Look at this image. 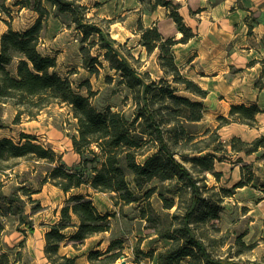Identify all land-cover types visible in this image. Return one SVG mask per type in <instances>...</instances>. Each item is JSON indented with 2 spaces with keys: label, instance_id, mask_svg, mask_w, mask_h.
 Returning a JSON list of instances; mask_svg holds the SVG:
<instances>
[{
  "label": "trees",
  "instance_id": "1",
  "mask_svg": "<svg viewBox=\"0 0 264 264\" xmlns=\"http://www.w3.org/2000/svg\"><path fill=\"white\" fill-rule=\"evenodd\" d=\"M9 1L14 5L38 13L40 16L36 23L26 31H14L13 28L3 34L0 44V105L11 104L17 110L15 123H20L23 115L35 119L40 111L51 104H66L71 107L74 118L77 120L78 135L72 137L76 152L83 158L79 169L66 167L61 157L52 149L34 143L37 138L22 133L20 143L11 138L0 139V165L11 160L30 158L34 161H45L50 166L43 183H52L65 194L87 187L85 194L78 193L70 196L61 210L60 222L50 225L46 233V253L52 264H76V257L60 253L61 245L72 244L75 248L83 245L87 239L97 234L109 231L111 214H103L94 203V193H117L119 199L129 205L140 200V196L131 189L128 176L134 177L133 183L137 189H142L158 179L162 182L178 179L191 194L190 204L173 215L179 224L173 223V229L168 233H157V236L167 240L170 244L158 254L157 264H258L256 262H236L226 260L214 255L210 246L201 238L195 225L219 218L221 206L225 197L232 191L246 186H260L264 193V182H256L257 174L250 165L242 166V178L232 189L223 188L215 200L205 194L204 187L196 178L198 174L212 173L216 177V162L221 160L219 153L228 152L231 147L234 154L247 155L264 151V136L248 143L239 137H233L227 146L221 138L219 130L231 123H243L249 126L257 124V115L262 112L258 106L235 105L230 110L229 117L220 116L219 121L224 122L217 128L207 127L201 134V143L204 147H196L192 153L184 154L177 151L181 141L192 142L199 135L187 133L186 123H199L206 113V106L200 99L207 97V91L202 89L193 80L186 77L178 66L173 51L177 43L173 38L165 39L157 27L145 28L139 24L143 45L149 53L156 49L161 50L160 66L170 80L148 81L135 67L119 57L114 48V40L109 33L86 18V9L71 0H0V10L10 12L6 8ZM159 4L169 6L170 2L158 0ZM45 4L51 5L60 13H70L76 28L82 33L83 41H90L96 35L89 47H82L83 64L91 74L99 73L98 66L103 62L100 56H92L91 48L102 44L106 50L103 54L105 60L111 63V68L121 72V82L126 85L136 99V112L129 118L122 111H113L110 107L100 110L91 102V95L84 96L77 92L68 78L59 75L55 68L57 59L44 56L38 50L44 32V20L48 19L51 10ZM172 17L178 29L184 33L181 42L188 41L192 32L177 12ZM45 18V19H44ZM16 58H19L15 71L8 69ZM180 87L197 97L179 95ZM90 91V89H88ZM91 93V92H90ZM2 127V126H0ZM179 128L183 137L178 136ZM97 147V151L92 149ZM227 146V147H226ZM84 149L89 150L86 155ZM155 151L143 163L138 157L147 152ZM209 151L205 156H193ZM262 151V158L264 152ZM180 156L183 161H180ZM98 161V162H97ZM97 162L96 164H93ZM191 163L192 168L186 164ZM93 164L90 167V164ZM56 164V165H54ZM5 172V169L2 170ZM206 187V186H205ZM210 190V189H208ZM21 191L31 200L33 193L27 188ZM155 192L150 189L146 195ZM15 198L21 205L26 203L21 197H7L0 193V213L2 215H19L22 224L33 229L29 215L24 207L15 208ZM165 209L176 206L175 199H167L161 194ZM264 198V196H263ZM215 201V202H213ZM145 212V211H144ZM143 216L147 217L146 214ZM69 229H74L70 234ZM121 240H113L105 253L92 252L89 259H100V264H111L121 255L123 249Z\"/></svg>",
  "mask_w": 264,
  "mask_h": 264
},
{
  "label": "rangeland",
  "instance_id": "2",
  "mask_svg": "<svg viewBox=\"0 0 264 264\" xmlns=\"http://www.w3.org/2000/svg\"><path fill=\"white\" fill-rule=\"evenodd\" d=\"M71 1L86 9L87 20L109 33V38L115 41L113 46L118 51L119 57L132 67H136L146 80L160 81L164 78L172 82V78L167 77L160 66L161 50L156 49L149 53L143 45L139 30L141 24L139 21L144 18L142 14L144 8L148 6L151 10L154 7L152 2L156 3L158 0ZM13 2L9 1L6 4L9 13L0 10V44L1 37L10 28L17 32L26 31L40 16L34 11L15 6ZM177 4L176 0H172L169 6L171 12L177 8ZM45 5L51 10V14L43 23L44 32L38 47L39 52L44 56L56 58L55 71L62 77L70 79L75 90L81 95H91V102L96 108L103 110L110 107L113 111H122L129 118H133L136 112L133 91L121 82L123 74L112 69L111 63L105 60L103 54L106 50L103 45L91 48L92 56L101 55L99 58L103 65L98 66L99 73L91 74L83 64L81 48L89 47L98 37L94 35L90 41L84 42L83 35L76 28L70 13H60L51 5ZM18 60L19 58H16L8 67L10 71H15ZM180 89L179 95L193 100L198 99L186 92L183 87ZM17 113L18 110L11 104L0 105V126H2L0 139L11 138L20 143L22 133L35 136L37 140L34 143L52 148L66 167L79 169L83 158L73 146L72 137L78 135V131L77 120L70 106L51 104L42 109L35 119L23 115L18 124L15 123ZM211 118L207 115L199 123H186L184 126L187 133L192 132L199 136L192 142L181 141L176 147L177 151L190 155L194 154L192 151L196 147L206 146L207 143H201L203 131L207 127L215 129L224 123L218 118ZM220 130L222 141L228 146L232 139L223 137ZM181 132L179 128L178 136L183 137ZM223 132L228 135L226 131ZM227 148L228 152L218 154L223 161L216 162L215 170L221 173V176L216 177L208 172L202 175L194 172L196 178L200 180L199 184L204 187V192L208 191L205 196L213 195L215 200H218L216 194L224 195L221 193L223 188L232 189L239 182L236 167L239 166L241 170L244 165L254 167L247 163L246 157L241 158L232 153L230 146ZM92 149L98 150L95 145ZM83 151L86 155H90L89 150ZM154 152L150 151L139 156L138 161L143 163ZM208 152L193 156H205ZM90 157L93 158L92 155ZM177 158L184 162L180 156ZM93 164L91 163L90 167ZM186 165L192 168L190 162ZM49 166L45 161L37 162L30 158L15 159L0 165V193L10 198L14 195L16 198L21 197L26 204L23 206L12 198L15 200L13 205L16 209L24 207V212L29 215V220L33 224L31 229L21 223L18 214L0 213V264H52L45 250L46 233L50 225L60 222L61 210L67 199L73 194H85L88 188L84 186L78 191L65 194L52 183L44 184L43 179ZM261 168L262 172L256 178L257 184L264 182V166ZM3 169L5 172L2 171ZM133 180L134 177L129 175L130 187L140 196V200L129 205L121 201L117 193L90 191L97 208L103 214H111L109 218L111 228L109 231L95 235L77 248L72 244L61 245V254L71 257L73 254H79L78 264H100V259L103 257L90 260L89 255L96 251L105 253L113 240H121L124 246L121 255L111 264H157L158 254L170 244L169 241L158 237L157 233H168L174 228L173 223L179 224V221L173 219V215L179 211V208H185L190 204L191 194L187 188H182L183 183L176 178L165 182L156 179L142 189H137ZM22 188H27L33 193L31 200L24 195ZM152 188H155V192L146 195ZM257 190L246 188L232 191L223 202L218 203L221 206L218 219L195 225L197 234L210 246L215 256L236 262L264 264V201L260 199L263 196L260 193L261 189L257 188ZM161 194L167 199L174 198L176 206L170 210L165 209ZM73 231L74 229H69L67 233L71 234ZM100 240L104 243L99 244ZM181 264H186V260Z\"/></svg>",
  "mask_w": 264,
  "mask_h": 264
},
{
  "label": "crops",
  "instance_id": "3",
  "mask_svg": "<svg viewBox=\"0 0 264 264\" xmlns=\"http://www.w3.org/2000/svg\"><path fill=\"white\" fill-rule=\"evenodd\" d=\"M165 1L170 2L169 6L172 4V0ZM176 1L177 8L172 12L169 6L152 2L154 7L151 10L145 7L142 12L144 18L139 22L146 23L143 25L145 28L157 27L165 39L173 38L177 42L173 51L182 73L208 93L206 98L200 99L206 106L203 119L207 115L211 119L229 117L235 105H255L262 110L257 115L255 126L232 123L220 131L223 137H239L248 143L264 136V0ZM174 11L183 17L193 34L188 41L181 42L184 33L172 17ZM262 151L237 155L246 157L247 163L254 166V172L260 175L264 166ZM235 171L240 181L241 168L238 166ZM246 188L254 191L259 188L264 196L260 186L240 189ZM263 196L260 199L264 201ZM98 243L103 244L104 241ZM73 257L78 264L79 254H73Z\"/></svg>",
  "mask_w": 264,
  "mask_h": 264
}]
</instances>
